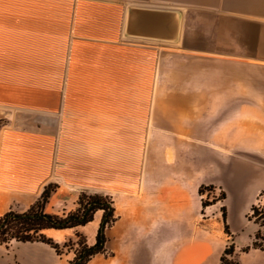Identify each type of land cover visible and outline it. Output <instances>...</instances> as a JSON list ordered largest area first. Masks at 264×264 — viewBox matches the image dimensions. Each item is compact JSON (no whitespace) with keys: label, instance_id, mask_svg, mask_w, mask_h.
I'll use <instances>...</instances> for the list:
<instances>
[{"label":"crops","instance_id":"obj_1","mask_svg":"<svg viewBox=\"0 0 264 264\" xmlns=\"http://www.w3.org/2000/svg\"><path fill=\"white\" fill-rule=\"evenodd\" d=\"M132 5L179 10L177 38L126 34ZM0 119V217L54 183L50 214L74 211L80 193L110 200L104 251L86 264H220L230 236L198 191L211 186L234 257L264 264V251H241L264 193V0H0ZM102 219L42 232L92 245ZM74 252L10 240L0 264Z\"/></svg>","mask_w":264,"mask_h":264},{"label":"trees","instance_id":"obj_2","mask_svg":"<svg viewBox=\"0 0 264 264\" xmlns=\"http://www.w3.org/2000/svg\"><path fill=\"white\" fill-rule=\"evenodd\" d=\"M2 120L0 119V125ZM204 189L211 190V186H200L199 193L202 194ZM52 189L45 188L40 197L24 212L18 213L15 211H8L0 217V244H6L10 240L18 242H33L40 241L48 244L57 254H62L64 250L71 249L75 246V254L69 264H86L88 260L96 253L104 251L105 235L104 229L113 221L112 207L110 200L99 195L87 196L84 200L83 195L78 197V208L69 212L65 216L50 214L44 211L45 204L51 196ZM221 200L225 199L224 191L220 192ZM214 202H202L203 207ZM97 209L103 210V219L98 227L95 243L88 245L82 234L76 233V240L68 239L64 243L59 244L52 238L43 234V229H63L72 228L78 225H83L90 221L93 213ZM221 217L223 221L224 231L230 236L221 256L220 264H240L234 256V243L232 241L231 233L228 224L225 220L226 212L225 205L220 207ZM248 220H253L258 225L251 243L241 249L242 252H247L250 249H258L264 251V245L261 240H264L263 235L260 236V227L264 225V207L258 208L252 205ZM260 239V241H259ZM64 249V250H63Z\"/></svg>","mask_w":264,"mask_h":264},{"label":"water","instance_id":"obj_3","mask_svg":"<svg viewBox=\"0 0 264 264\" xmlns=\"http://www.w3.org/2000/svg\"><path fill=\"white\" fill-rule=\"evenodd\" d=\"M180 25V11L132 5L128 8L126 34L149 39L175 40ZM139 32H134V28Z\"/></svg>","mask_w":264,"mask_h":264},{"label":"rangeland","instance_id":"obj_4","mask_svg":"<svg viewBox=\"0 0 264 264\" xmlns=\"http://www.w3.org/2000/svg\"><path fill=\"white\" fill-rule=\"evenodd\" d=\"M57 187L56 184H49L47 186H45V188H49V189H52L53 191H55V188ZM44 188V189H45ZM52 191V193H53ZM220 192L218 189H211V190H206L204 189V193H203V200L206 202V203H209V202H215V201H218L217 202V205H216V210L218 211V217L216 220H214L213 222V227L216 228L218 225H217V222L215 221H218L219 222V225L220 227H222V217H221V212H220V207L223 205V200H221V197H220ZM51 193V194H52ZM83 195V199L85 200L87 198V196H92L90 194H85V193H80ZM96 195V194H94ZM101 196V195H99ZM76 208H78V199L76 201ZM255 206H257L258 208H263L264 207V193H262L256 203H255ZM74 209V210H75ZM253 225L252 224H248V225H243L242 227H240V230L238 231V237H237V242L241 245H246L248 244V242L250 241L251 239V229H252ZM224 229V228H223ZM224 231V230H223ZM225 232V231H224ZM264 237V225L260 228V236ZM227 236V234H226ZM76 240V238L74 239ZM228 241H229V238H228ZM260 241V239H259ZM262 244L264 245V240H261ZM64 250V249H63ZM233 259H237L236 257H232Z\"/></svg>","mask_w":264,"mask_h":264},{"label":"built area","instance_id":"obj_5","mask_svg":"<svg viewBox=\"0 0 264 264\" xmlns=\"http://www.w3.org/2000/svg\"><path fill=\"white\" fill-rule=\"evenodd\" d=\"M208 191V190H207ZM204 193V192H203Z\"/></svg>","mask_w":264,"mask_h":264}]
</instances>
